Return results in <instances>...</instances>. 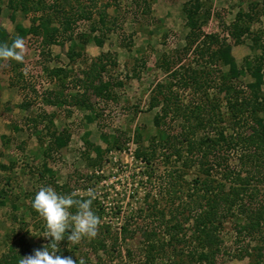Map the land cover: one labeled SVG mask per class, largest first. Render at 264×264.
Masks as SVG:
<instances>
[{"label":"rangeland","instance_id":"1","mask_svg":"<svg viewBox=\"0 0 264 264\" xmlns=\"http://www.w3.org/2000/svg\"><path fill=\"white\" fill-rule=\"evenodd\" d=\"M59 1L67 5L69 0ZM186 1L147 0L149 10L145 13L136 6L140 0L137 3L135 0H99V7L111 19L108 23L111 31L104 37L102 47H96L90 41L83 54L70 61L67 50L73 42L78 41V33H86L90 38L96 34L89 33L90 22H77L73 26L74 39L65 41L63 45L49 46L45 55H39L40 60L36 59L37 50H42L40 40L31 35L24 37L23 62H27L29 67L24 68L23 73H17L19 68L15 61L0 62V79L7 82L9 77L11 79L9 70L12 71V84L19 97L17 103H22L20 112L16 110L15 103L3 111V116H8L7 120L15 123L18 132L13 133L12 129H8L6 133H0V263L9 251L14 250L22 258L49 243L51 238L40 236L45 230V222L31 207V200L41 186H51L61 194H72L75 199L88 198L87 189H94L92 208L96 213L100 212V223L110 226L113 234H118L121 225L128 224V229L135 231L140 222H148L138 215V209L153 203L159 207L169 206L171 198L163 186V179L167 181V178H163L165 169L159 157L148 165L134 158L136 148L147 147L151 137H158L159 132L173 133L181 125L180 120H173L169 116L161 123V128L154 126L153 118L159 113L160 106L149 110L148 105L151 91L157 85H169L184 106L201 105L208 109L209 101L216 104L223 122L215 123L213 130L228 128L224 95L218 90L217 76L219 70L225 73V68L220 66L219 70L207 75L206 84L203 85L205 88L198 91H194L192 86L180 87L171 76V72L181 64L200 67L192 55L183 57V53L178 52L185 45L188 31L182 12ZM202 1L204 7L209 6L211 14L202 26L203 30L227 37L225 27L233 20L238 9L246 10L253 0ZM0 8V26L9 35L15 34L16 24L29 27L31 15L16 12L12 22L6 4L0 3ZM251 31L264 41V16L253 22ZM106 52L113 56L116 64L107 67L108 73L103 74V80L112 77L122 83L114 87V100L92 98V112L67 105L56 107L43 100L46 92L53 95L75 93L78 89L71 82L73 78L80 77V72L91 60ZM231 54L239 68L243 66L245 58L256 56L249 38L239 45L232 44ZM178 56L183 57L181 62ZM165 60H168V72L163 68ZM55 68L70 72L63 80L65 84L62 79L47 73ZM26 79H29L27 84ZM240 81L250 82L248 74L245 73ZM28 91L33 98L26 99ZM43 114L53 115L54 128L64 130L70 136L65 148L47 156H43V151L49 141L45 129L48 124H37L38 131L44 137V145L41 146L30 122ZM87 117L93 120L89 122ZM136 133L139 134L137 140ZM114 139H117V147L120 148L112 144ZM85 140L92 147L87 148ZM96 146L101 148L102 157L99 163L91 165V159L95 158L92 148ZM228 153L231 165H235L238 149H231ZM174 161L171 158L169 165L180 166ZM46 168L51 170L52 177L45 172ZM199 177L197 168L184 169L181 184L186 185ZM62 185L67 186L66 191L55 188ZM252 185L258 190L256 201L264 202V180L258 183L254 180ZM75 211V207L70 209V212ZM238 223L239 219L235 218L224 224L216 264H253L257 260L256 240L246 233L239 234ZM141 241L140 234L136 232L131 239L120 243V253H116L110 246L107 252L94 250L91 248V238H82L78 243L63 239L57 242V254L72 256L78 264L81 259L84 264H190L185 260L178 263L176 258L168 262L169 255L146 259ZM261 252L264 254V249ZM182 256L185 259V254Z\"/></svg>","mask_w":264,"mask_h":264},{"label":"trees","instance_id":"2","mask_svg":"<svg viewBox=\"0 0 264 264\" xmlns=\"http://www.w3.org/2000/svg\"><path fill=\"white\" fill-rule=\"evenodd\" d=\"M0 3L6 4L12 22L16 12L31 15L29 27L16 24L14 35H9L0 26V43L11 44L17 35L22 38L31 35L40 40L42 56L49 46L63 45L67 40L71 42L74 39L73 26L77 22H90L89 33L96 34L90 38L86 33H78V41L73 42L67 50L70 61L80 57L90 41L96 47H102L104 37L111 31L108 27L111 19L99 7V0H69L67 5L59 0H0ZM204 5L202 0H187L183 4L182 12L188 31L185 45L178 51L183 53V57L192 55L200 67L181 64L171 72V76L180 87L192 86L194 91H198L205 88L203 85L206 84L207 75L219 70L220 66L225 68L226 72L219 70L217 76L218 90L224 95L228 128L213 130L215 123L223 122L216 104L209 101L208 109L201 105L184 106L169 85H157L151 91L148 105L149 110L160 106L159 113L153 118L154 126L161 128V123L169 116L173 120H180L181 125L173 133L159 132L158 137H151L147 147L136 148L134 158L148 165L159 157L165 169L163 178H167V181L163 179V186L171 203L167 208L153 203L138 209V215L148 222H140L135 231H130L128 224H124L118 228V234H113L110 226L100 223L95 237L91 238V248L96 251L107 252L110 246L120 253V243L138 232L146 259L169 255L168 262L176 258L178 263L185 260L190 264H216V257L220 253V232L228 220L238 218V233H246L256 240L257 260L253 264H264V254L261 252L264 249V202L256 201L258 190L252 185L254 180L257 183L264 180V41L251 31L253 22L264 16V0L259 3L253 0L246 10L238 9L233 20L225 27L227 37L203 30L202 26L211 16L209 6ZM136 6L141 8V12L149 10L147 0H140ZM246 38L250 39L255 55L259 53L252 59L245 58L243 66L239 68L231 54V46L241 44ZM183 57L178 56V61L181 62ZM115 64L110 53H102L87 64L80 77L73 78L71 82L78 89L75 93L53 95L46 92L43 100L56 107L67 105L92 112V98L114 100V87L122 85L112 77L103 80V74L108 73L107 67ZM163 64L165 72H168V60ZM17 65V73L20 74L23 63ZM47 73L63 81L70 72L55 68ZM245 73L250 82L241 83L240 78ZM87 120L91 122L93 119L87 117ZM30 122L41 146L44 145V137L38 131L37 124H48L45 129L49 141L43 156L67 146L70 136L66 131L54 128L53 115L43 114ZM84 144L87 148L92 147L87 140ZM112 144L120 148L117 147V139ZM234 148L238 149L237 163L231 165L228 152ZM92 150L95 158L91 159L90 164L94 165L101 160L102 151L98 146ZM171 158L180 166L169 165ZM193 167L197 168L200 177L186 185L181 184L183 170ZM45 172L52 177L50 169L46 168ZM55 188L67 190L65 185ZM96 214L100 216V212ZM64 241L67 242L66 238ZM182 254H185V259ZM19 258L14 250L9 251L0 264H18Z\"/></svg>","mask_w":264,"mask_h":264},{"label":"clouds","instance_id":"3","mask_svg":"<svg viewBox=\"0 0 264 264\" xmlns=\"http://www.w3.org/2000/svg\"><path fill=\"white\" fill-rule=\"evenodd\" d=\"M24 52L25 41L19 35L11 44L0 43V61L23 63ZM87 197L75 199L72 194H61L51 186H41L31 200V207L45 222V230L40 236L51 239L47 246L19 258L18 264H77L72 256L57 254V242L66 238L78 243L82 238L95 237L100 218L92 208L94 189H87ZM73 207L76 211L70 212ZM79 264H84L83 259Z\"/></svg>","mask_w":264,"mask_h":264},{"label":"crops","instance_id":"4","mask_svg":"<svg viewBox=\"0 0 264 264\" xmlns=\"http://www.w3.org/2000/svg\"><path fill=\"white\" fill-rule=\"evenodd\" d=\"M12 72V71H11ZM9 70V76H11L8 78L7 82L2 81L0 79V129L1 132L0 133H6L8 129H12V132H18V128L15 126V123L12 122L11 120L8 121V116H3L4 112L6 110V108L13 104H17V111L20 112V107L22 105V103L18 102L19 101V97L16 93V87L14 86V84H12V79H13V73H11ZM12 74V75H11ZM9 131V130H8ZM2 137V136H1Z\"/></svg>","mask_w":264,"mask_h":264},{"label":"built area","instance_id":"5","mask_svg":"<svg viewBox=\"0 0 264 264\" xmlns=\"http://www.w3.org/2000/svg\"><path fill=\"white\" fill-rule=\"evenodd\" d=\"M39 55H40V52H39V50H37V53H36V59L37 60H40V58H39ZM26 67H29V65H28V63L27 62H23V67L21 68V73H23V69L24 68H26ZM29 82V79H26V81H25V83L27 84ZM25 84V85H26ZM25 90V89H24ZM27 95V97H26V99H31V98H33V97H31V93L28 91L27 93H26ZM42 97V96H41Z\"/></svg>","mask_w":264,"mask_h":264}]
</instances>
